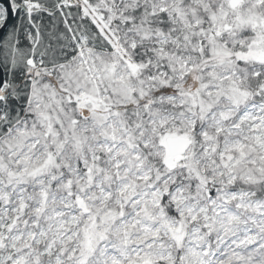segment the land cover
Instances as JSON below:
<instances>
[{
    "label": "snow or ice",
    "instance_id": "snow-or-ice-1",
    "mask_svg": "<svg viewBox=\"0 0 264 264\" xmlns=\"http://www.w3.org/2000/svg\"><path fill=\"white\" fill-rule=\"evenodd\" d=\"M0 264H264V0H0Z\"/></svg>",
    "mask_w": 264,
    "mask_h": 264
}]
</instances>
